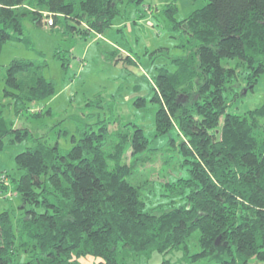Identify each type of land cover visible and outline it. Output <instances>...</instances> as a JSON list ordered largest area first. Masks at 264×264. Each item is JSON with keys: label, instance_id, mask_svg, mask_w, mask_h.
I'll list each match as a JSON object with an SVG mask.
<instances>
[{"label": "trees", "instance_id": "16d2710c", "mask_svg": "<svg viewBox=\"0 0 264 264\" xmlns=\"http://www.w3.org/2000/svg\"><path fill=\"white\" fill-rule=\"evenodd\" d=\"M124 1L143 2L0 0V43L23 39L26 18L37 25L51 18L47 26L62 18L71 31L101 34ZM204 1L176 20L175 1L165 0L181 53L152 78L149 101L157 108L149 136L135 120L108 118L83 124L68 150L41 143L3 113L8 107L39 119L43 112L31 105L51 97L54 85L30 60L9 63L0 151L5 138L36 145L15 155L19 175L4 173L8 185L0 186L16 200L0 211V264H132L154 256H161L155 264H264V99L238 108L264 76V0ZM144 103L138 96L133 106ZM162 139L187 176L138 178L162 156L150 147Z\"/></svg>", "mask_w": 264, "mask_h": 264}, {"label": "rangeland", "instance_id": "374dc122", "mask_svg": "<svg viewBox=\"0 0 264 264\" xmlns=\"http://www.w3.org/2000/svg\"><path fill=\"white\" fill-rule=\"evenodd\" d=\"M174 1L176 20L186 18L205 4L204 0ZM164 5L165 0H143L138 6L124 1L118 5L120 13L112 25L101 34L82 35L71 31L66 24L72 25V22L62 18L53 26L37 25L24 19L23 39L12 38L0 43V96L5 69L13 59L30 60L39 66L43 77L53 83L54 94L31 105V110L43 112L39 119L29 117L25 112L15 116L8 107L4 109V117L15 126L25 127L40 136L41 143H57L62 150L70 148L71 137L77 138L76 130L83 124L108 118L116 120L115 125L118 121L135 120L149 136L154 128L157 108L149 101L152 78L170 57L181 53L176 46V35L167 29ZM143 95L144 105L134 107L133 101ZM97 98L102 101L98 102ZM263 99L264 76L238 108L256 107ZM163 140L152 141L150 145L159 148L163 163L156 157L146 168L139 169L138 178L141 176L153 183L159 176L168 180L187 176L186 168L180 166L181 156ZM35 145V141L10 143L8 138L4 139L0 151V186L8 185L4 173L15 178L19 175L15 155ZM10 197L13 196L9 191H0V211L16 206V200ZM193 238L191 253L197 250L193 247V244L196 246ZM160 259L161 256H154L148 262L140 259L132 264H155Z\"/></svg>", "mask_w": 264, "mask_h": 264}, {"label": "built area", "instance_id": "2783aa9c", "mask_svg": "<svg viewBox=\"0 0 264 264\" xmlns=\"http://www.w3.org/2000/svg\"><path fill=\"white\" fill-rule=\"evenodd\" d=\"M53 20L51 18L46 20L47 25H52Z\"/></svg>", "mask_w": 264, "mask_h": 264}, {"label": "water", "instance_id": "95a60500", "mask_svg": "<svg viewBox=\"0 0 264 264\" xmlns=\"http://www.w3.org/2000/svg\"><path fill=\"white\" fill-rule=\"evenodd\" d=\"M20 262H23V256H21V258H20Z\"/></svg>", "mask_w": 264, "mask_h": 264}]
</instances>
